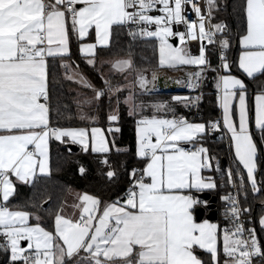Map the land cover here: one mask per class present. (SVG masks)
<instances>
[{
  "label": "snow or ice",
  "instance_id": "1",
  "mask_svg": "<svg viewBox=\"0 0 264 264\" xmlns=\"http://www.w3.org/2000/svg\"><path fill=\"white\" fill-rule=\"evenodd\" d=\"M222 6L220 0H204L203 5L200 0H0V252L6 254L2 264L264 262V241L248 226L253 224L252 208L241 204V195L245 200L248 195L244 174L239 168L235 175L231 167L222 169L204 143L215 133L221 138L227 134L253 195L264 189L257 180L261 149L251 129L248 86L231 71L227 52L232 40L228 25L217 17ZM238 7L243 30L237 37L241 51L235 63L254 79L264 75V0H240ZM119 30L132 41L155 40L158 67L194 66L197 70L187 75L189 89H197L209 72L216 73L221 119L193 122L176 115L168 101L137 103V86L141 94L150 93L158 77L153 73L149 79L146 69L137 68L131 52L101 62L123 75L126 84H113L103 73L102 86L93 84L72 60V40L85 63L96 69L98 50L110 49ZM189 41L200 42L197 55ZM210 45L219 48L218 67L209 59ZM55 61L67 80L92 93L77 92L75 117L66 116L59 105L53 107L50 66ZM105 100L106 130L95 126ZM171 100L185 108L197 107L202 94ZM121 103L127 105L129 116L138 117L134 154L143 164L128 171L129 184L122 195L104 202L83 192L73 204L62 201L54 210L43 207L50 198L33 204L52 218L51 229L42 226L38 211L12 204L18 185L34 186L41 176H50L53 140L100 155L99 162L108 168L106 177L114 180L117 171L109 155L113 148L126 151L116 146ZM145 108L152 114L144 115ZM74 118L88 126H72ZM61 119L67 126L59 123ZM254 125L264 145V88L254 96ZM79 172L85 174L86 168L81 165ZM205 173L220 174V182ZM225 175L235 190L220 196L226 223L200 219L209 205L200 194L223 188ZM258 223L264 231V213Z\"/></svg>",
  "mask_w": 264,
  "mask_h": 264
},
{
  "label": "trees",
  "instance_id": "2",
  "mask_svg": "<svg viewBox=\"0 0 264 264\" xmlns=\"http://www.w3.org/2000/svg\"><path fill=\"white\" fill-rule=\"evenodd\" d=\"M240 0H220L223 5L217 12L219 20H223L229 27L230 35L232 36V47L228 50V56L233 61V69H235L237 54L239 51L238 34L243 30V19L238 7ZM236 8L234 11L233 9ZM129 52L133 57L137 68L146 69L147 72L161 69L158 67L159 52L157 42L155 40H141L137 39L132 41L127 35L126 31L119 30L118 34L114 35L112 47L110 49H99L97 56L96 69L88 66L83 57L78 53V46L75 38L72 40V60L80 66V70L91 80L97 87L102 86L103 82L100 79V73H105V68H109L106 63L103 66H99L100 61L106 59H112L116 57L126 56ZM210 60L215 61L217 59V49L215 46H211L209 51ZM237 72L240 71L238 69ZM51 77L53 81L52 88V103L55 108L60 106L62 112L65 115L71 114L75 117L78 111L74 100L77 98V92H86L91 96L90 90L82 89L79 85L67 80L64 75V69L60 68L59 61H55L50 66ZM242 74V73H241ZM134 75V74H133ZM107 76L111 79L113 84H122L124 82V76L121 74L108 72ZM248 86L252 92H257L261 88H264V75L258 74L254 79L247 78ZM202 100L199 101L197 107L185 108L182 103L171 100L173 96H188L195 97L196 95L186 91L176 92H154L141 94L137 93V103L144 101L151 103L157 100L168 101L172 107L176 110V115H183L187 118H194L195 121H209L215 120L221 117V109L217 105L215 92L211 80L206 81L201 90ZM126 95L124 92L121 95V99ZM64 105H67V111L64 109ZM107 100H105V107L101 110V119L98 126L103 127L105 130L108 128L105 113L107 112ZM252 106V99L250 101ZM144 115H151L152 110L145 108ZM171 115V114H169ZM120 121L118 126L121 128L120 133L116 134V146L126 151L116 152L113 148L109 155V161L112 167L117 171V177L109 181L105 173L108 170L107 166L102 165L99 161L101 156L91 152L85 153L81 149L72 150L68 145L60 144L59 142H51V174L50 176H41L34 186L20 184L17 187V194L12 200L13 205H19L22 210L30 212H39L42 216V225L51 229L52 218L48 214L33 208L32 205L37 206L50 198V202L43 205L44 208L55 209L62 201L66 202L69 195L73 192H88L90 194L97 195L104 202H110L115 200L118 196L122 195L127 189L129 184L128 171L135 167L140 168L143 166L142 162L135 156V120L136 116L128 115V107L121 103L120 105ZM59 123L67 126L68 121L61 119ZM72 126H88L85 123H81L75 118L72 121ZM107 133V132H106ZM108 135V134H107ZM254 136L257 140L258 147L261 149L260 153V166L257 172L258 180L261 184H264V145L259 143V134L254 128ZM111 140V136L108 137ZM205 146L209 148L212 155L217 157L220 161L222 169L232 168L235 175L237 168L245 175L243 169L235 160L234 151L231 147L229 137L225 134L221 138V133H215L214 135L207 137L204 141ZM69 148L71 151L69 152ZM215 163V162H214ZM83 165L86 168L85 174H80L79 167ZM216 174L215 178H216ZM218 183L220 179L216 178ZM225 186L215 191L218 196V219L221 225L224 224L222 216V201L220 196L227 194L230 190V186L227 185V177L225 175ZM245 184L248 188L247 199L241 195L242 204L250 206L252 208L253 224L257 230V235L264 241V231L261 230L258 223L259 216L264 213L262 208V202L264 201V189L257 194L253 195L250 189V185L247 184V178ZM5 253L0 252V264H2Z\"/></svg>",
  "mask_w": 264,
  "mask_h": 264
},
{
  "label": "built area",
  "instance_id": "3",
  "mask_svg": "<svg viewBox=\"0 0 264 264\" xmlns=\"http://www.w3.org/2000/svg\"><path fill=\"white\" fill-rule=\"evenodd\" d=\"M200 3L203 5L204 0H200ZM192 18H193V19L195 18L194 14H192ZM228 35L230 36V38H231V40H232V36L230 35L229 27H228ZM205 43H206V42H205ZM199 46H200V42H199V41H189V42H188V47H189V49L191 50V52H192L193 55H197V54H198V52H199ZM215 48L217 49V59H216L215 61H212V60H211V62H212L213 67H218V66L220 65V63H221L220 60H219V48L216 47V46H215ZM208 55H209V53H208ZM227 56H228V52H227ZM209 59H210V56H209ZM228 60H229V62H232V61H231V58H230L229 56H228ZM196 70H197V69H196L194 66H187V67H183L181 70H178V71H175V70H172V71H164L163 69H158V70H156L154 73L156 74L157 77H159L160 75H163V74L167 73V74H169L170 76L176 78L177 80L182 81L180 84L182 85L184 91H186V92H190V93H192V94H194V95H196V96H197V95H201V90H202V86H203V84H204L206 81L211 80L212 85H213V90H214V92H215V97H216V89H215V87H214V80H213V77H215L216 73H214V72H209V73L207 74V78L204 79V80L201 82L200 86H199L197 89L192 90V89H189V88L186 86V80H187V75H188V73H190V72H194V71H196ZM155 87H156V90L154 89L155 92H161L160 89H159V87H158V85H157V82L155 83ZM178 116H179V115H178ZM188 119H189L190 121H195L194 118H188ZM216 119H221V117H218V118H216ZM216 119H215V120H216ZM244 177H245V175H244ZM216 178L220 179V174L217 173V174H216ZM245 180H246V178H245ZM258 182L260 183L259 180H258ZM230 191L233 192V193H235V190L232 189L231 187H230V190H229L228 192H230ZM240 199H241V197H240ZM241 204H242V200H241ZM242 205H243V204H242ZM223 208H224V203L222 202V212H223ZM246 219H247V217H245V220H246ZM224 223H226V222L224 221ZM248 226L254 227V226H252V225H248ZM258 238H259V236H258ZM259 239H260V238H259ZM254 264H264V262L259 261V259L257 258L256 260H254Z\"/></svg>",
  "mask_w": 264,
  "mask_h": 264
},
{
  "label": "water",
  "instance_id": "4",
  "mask_svg": "<svg viewBox=\"0 0 264 264\" xmlns=\"http://www.w3.org/2000/svg\"><path fill=\"white\" fill-rule=\"evenodd\" d=\"M175 44L178 43V40H173ZM177 79L165 73L160 75L157 79V85L161 92H176V91H184L182 85L180 83H176ZM72 150H78L76 146L71 145ZM201 198L207 199L209 201V205L207 210H204L200 214V219L207 217L212 220L218 219L219 209H218V196L212 194L210 192H205L200 194Z\"/></svg>",
  "mask_w": 264,
  "mask_h": 264
},
{
  "label": "crops",
  "instance_id": "5",
  "mask_svg": "<svg viewBox=\"0 0 264 264\" xmlns=\"http://www.w3.org/2000/svg\"><path fill=\"white\" fill-rule=\"evenodd\" d=\"M91 38H94V33L92 34V37ZM238 45H239V43H238ZM241 51V49H240V45H239V51H238V54H237V61H238V58H239V52ZM231 61H232V59H231ZM236 61V62H237ZM230 64L232 65V69H231V71H232V74L233 75H236V76H238V77H240L241 79H243L244 81H245V83L247 84V86H248V82H247V78L248 77H246L245 75H243V74H241L242 72L240 71L239 73L237 72V70H235V69H238V67H237V65L235 66V69H233V61L232 62H230ZM253 90H251L250 89V87L248 86V104H249V108H250V124H251V129H252V131H253V133H254V128H255V125H254V96H255V94H256V92H252ZM251 99H252V103H253V105L251 106L250 105V101H251ZM221 109V108H220ZM221 117H222V110H221ZM193 122H203V121H193ZM95 126H98V125H95ZM99 127H101V126H99ZM103 128V127H102ZM106 135H107V133H105ZM227 135V134H226ZM228 136V135H227ZM229 137V136H228ZM254 138H255V136H254ZM71 145H74V146H76L77 147V149L79 150V149H81V147L79 146V145H77V144H68V146L71 148ZM72 149V148H71ZM233 151H234V149H233ZM241 166V165H240ZM49 167H50V173H51V143H50V162H49ZM241 168H242V166H241ZM243 169V168H242ZM244 171V173H245V178H247L246 177V170H243ZM205 174H213L214 175V173H205ZM214 178H215V175H214ZM216 179V178H215ZM217 180V179H216ZM257 180H258V177H257ZM218 182V181H217ZM79 193H83V192H79ZM78 192H76V191H73L70 195H69V197L67 198V201H66V203H67V205H71V204H73L74 202H75V200H76V195L77 194H79ZM210 193H212V194H215L216 195V193L215 192H210ZM71 212H72V209H71V207H68L67 208V214H71ZM209 219V218H207V217H204V218H202V219ZM210 221H212V222H218L217 220H212V219H209ZM34 221H32V220H30V223H33ZM218 223H220V222H218ZM43 226V225H42ZM24 243H26V242H24Z\"/></svg>",
  "mask_w": 264,
  "mask_h": 264
},
{
  "label": "rangeland",
  "instance_id": "6",
  "mask_svg": "<svg viewBox=\"0 0 264 264\" xmlns=\"http://www.w3.org/2000/svg\"><path fill=\"white\" fill-rule=\"evenodd\" d=\"M172 42H173V41H172ZM173 43H174V42H173ZM174 44H175V43H174ZM176 45L179 46V42H178ZM209 49H211V45L209 46ZM117 58H120V57H116V58H112V59H106L105 61H110V60H114V59H117ZM102 61H103V60H102ZM102 61H100L99 66H103V63H101ZM106 64L109 66V68H105V69H106V70H104L105 73H103L105 76H107L108 72H111V70H110V65H109L108 63H106ZM183 67H187V66H179V67H176V68L161 67V69H163L164 71H172V70L178 71V70H181ZM156 70H158V69H156ZM156 70L151 71V72H146V75L148 76L149 79H151L152 74H153ZM133 80H134V75H132V76L129 77V81H133ZM126 83H127V82H126L125 79H124V82H123L122 84H126ZM154 89L156 90V87H155ZM154 89H153L150 93H154V92H155ZM137 93H141V92L139 91V89H138V86H137V89H136L135 94H137ZM126 95H127V92H126ZM263 202H264V201H263Z\"/></svg>",
  "mask_w": 264,
  "mask_h": 264
}]
</instances>
